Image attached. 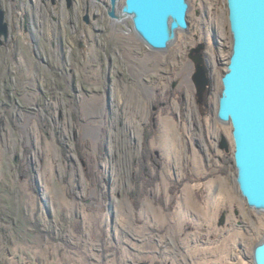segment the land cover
<instances>
[{
    "label": "rangeland",
    "instance_id": "1",
    "mask_svg": "<svg viewBox=\"0 0 264 264\" xmlns=\"http://www.w3.org/2000/svg\"><path fill=\"white\" fill-rule=\"evenodd\" d=\"M104 1H92L100 24L84 28L65 3L52 13L41 0H0L10 25L0 41V264H254L264 212L240 193L232 125L217 117L227 0H189V31L162 51L131 19L109 21ZM80 31L93 40L85 53ZM198 41L208 105L188 57ZM152 116L162 166L138 188Z\"/></svg>",
    "mask_w": 264,
    "mask_h": 264
},
{
    "label": "water",
    "instance_id": "2",
    "mask_svg": "<svg viewBox=\"0 0 264 264\" xmlns=\"http://www.w3.org/2000/svg\"><path fill=\"white\" fill-rule=\"evenodd\" d=\"M119 4L120 0L105 4L108 16L117 22L129 17L136 35L151 49H168L179 31L190 29L189 0H124L121 9ZM227 7L232 49L221 77L217 117L232 125L240 193L251 208L264 212V0H227ZM8 34L9 23L0 8V41ZM204 48L205 44L199 43L189 53L199 94L211 82ZM220 148L230 149L225 135ZM253 263L264 264V238L254 246Z\"/></svg>",
    "mask_w": 264,
    "mask_h": 264
},
{
    "label": "flooded vegetation",
    "instance_id": "3",
    "mask_svg": "<svg viewBox=\"0 0 264 264\" xmlns=\"http://www.w3.org/2000/svg\"><path fill=\"white\" fill-rule=\"evenodd\" d=\"M63 3H65V7L67 8V10L72 11V12H76L75 19L77 18V23H78L77 25L79 27L82 25V27H84V28H89V27L95 26V24H97V22H98V24H100V20L98 21V13H97L98 9H97V6L94 5V3L91 0H85L84 5H81V1L80 0H41V5H42L43 9H45L47 11L51 10L52 13L54 12V10L56 8H61ZM106 3L109 4V0H105L103 2V5H102L104 10H105V14L109 18V21H112V22L116 23L115 20H113L112 18H110L108 16L107 10H106V7H105ZM80 5H81V7H80ZM121 7H122V3L119 4V9ZM0 8H2L1 5H0ZM5 17H6V12H5ZM56 19H57V17L54 16V20H56ZM121 22H125V21L121 20ZM27 27H28V25H27V20H26L25 28L27 29ZM9 32H10V25H9ZM81 32L82 31H80V35L79 36H76L77 44H78V48L80 49V51L85 53V52L89 51V48L92 46L93 40H92L90 32H86L85 33L86 35L84 33H81ZM8 36H9V34H8ZM8 36L4 37L5 41L8 39ZM199 43H204L205 44V48L202 50V53H203V56L205 57L206 62H207L206 42L198 41L195 45H193V46H191L189 48V53H190L191 49L196 47ZM152 50H155V49H152ZM156 51H161V50H156ZM197 54H198L197 52H193V55H197ZM188 57H189V54H188ZM209 93H210V84L207 86L205 91L202 92V94L198 93L197 87H196L197 102L199 104L208 105L207 97L209 96ZM154 109H156V107H154ZM218 145H219L218 147L220 148V142H219ZM152 161L154 162L155 160L152 159ZM161 166L162 165L160 164L159 165V169L161 168Z\"/></svg>",
    "mask_w": 264,
    "mask_h": 264
},
{
    "label": "trees",
    "instance_id": "4",
    "mask_svg": "<svg viewBox=\"0 0 264 264\" xmlns=\"http://www.w3.org/2000/svg\"><path fill=\"white\" fill-rule=\"evenodd\" d=\"M151 125H150V130L148 131H152V132H148L145 134V142H144V154L142 157H140V160L138 162V166H139V174L138 177L135 176V183L136 186L138 188H140V183L143 179H145L147 182H149L150 184H145L146 186H152L156 183V181L159 179V165L161 164V154L158 150H153L152 146L150 145V140L151 138H153L155 136V129L157 127V120L154 116H152L151 118ZM147 149V151H146ZM152 159H154L155 161L153 162ZM152 167L157 169V173L154 176H147L146 171L148 169H152ZM183 182L179 183V186H182ZM136 191L135 193H133V196L135 197L136 195Z\"/></svg>",
    "mask_w": 264,
    "mask_h": 264
},
{
    "label": "bare ground",
    "instance_id": "5",
    "mask_svg": "<svg viewBox=\"0 0 264 264\" xmlns=\"http://www.w3.org/2000/svg\"><path fill=\"white\" fill-rule=\"evenodd\" d=\"M127 19H129V17L123 16L121 20L126 21Z\"/></svg>",
    "mask_w": 264,
    "mask_h": 264
}]
</instances>
